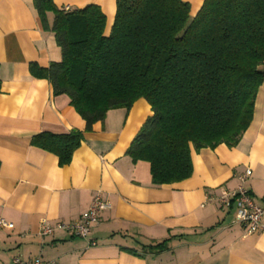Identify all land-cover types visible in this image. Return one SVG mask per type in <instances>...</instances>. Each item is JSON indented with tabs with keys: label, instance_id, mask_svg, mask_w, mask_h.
Instances as JSON below:
<instances>
[{
	"label": "crops",
	"instance_id": "0c3cea01",
	"mask_svg": "<svg viewBox=\"0 0 264 264\" xmlns=\"http://www.w3.org/2000/svg\"><path fill=\"white\" fill-rule=\"evenodd\" d=\"M184 1L193 16L204 0ZM54 2L70 9L99 5L109 33L116 0ZM60 60L54 34L43 29L32 0H0V216L13 224L0 228V264H15L16 257L23 264L36 258L57 264H264V229L246 234L234 205L221 209L216 199L206 200L235 189L251 169L245 186L264 205V83L236 146L192 149L189 178L154 184L150 164L126 153L149 104L141 98L128 111L111 109L86 131L69 97L54 95L50 81L32 73L34 65L47 68ZM72 129L83 137L65 165L31 143L37 133ZM97 192L110 208L88 238L64 230L39 235L42 219L74 221ZM162 241L165 247L149 250Z\"/></svg>",
	"mask_w": 264,
	"mask_h": 264
},
{
	"label": "trees",
	"instance_id": "16d2710c",
	"mask_svg": "<svg viewBox=\"0 0 264 264\" xmlns=\"http://www.w3.org/2000/svg\"><path fill=\"white\" fill-rule=\"evenodd\" d=\"M32 7L61 50L60 61L32 73L69 97L86 131L111 109L149 104L126 153L150 164L154 184L189 178L192 149L234 147L250 125L264 83V0H204L193 16L184 0H116L107 34L97 4ZM82 137L78 129L40 132L31 143L65 165Z\"/></svg>",
	"mask_w": 264,
	"mask_h": 264
},
{
	"label": "built area",
	"instance_id": "2783aa9c",
	"mask_svg": "<svg viewBox=\"0 0 264 264\" xmlns=\"http://www.w3.org/2000/svg\"><path fill=\"white\" fill-rule=\"evenodd\" d=\"M65 9H69L66 7ZM251 175V169H246L239 176V184L233 190L221 189L220 194L216 197L207 196L208 202L216 199L221 209H226L232 205L235 206V221L238 223L243 232L252 234L264 229V205L258 204L245 183ZM110 203L105 200L100 192L95 193L89 208L83 212L80 217L74 221H56L50 223L47 219H42L39 226V235L44 237L52 234L55 230H64L74 236L88 238L92 233L93 224L98 222L99 216L103 210L109 209ZM13 224L6 221L0 216V228H12ZM96 241L90 239V245H95ZM15 264H23L20 258H14ZM31 264H57L56 259L42 261L38 258L31 260Z\"/></svg>",
	"mask_w": 264,
	"mask_h": 264
}]
</instances>
